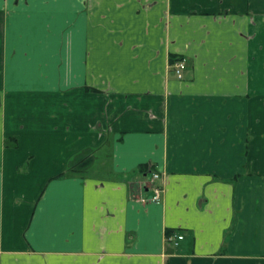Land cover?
I'll list each match as a JSON object with an SVG mask.
<instances>
[{
	"label": "crops",
	"instance_id": "crops-1",
	"mask_svg": "<svg viewBox=\"0 0 264 264\" xmlns=\"http://www.w3.org/2000/svg\"><path fill=\"white\" fill-rule=\"evenodd\" d=\"M0 264H264V0H0Z\"/></svg>",
	"mask_w": 264,
	"mask_h": 264
},
{
	"label": "built area",
	"instance_id": "built-area-1",
	"mask_svg": "<svg viewBox=\"0 0 264 264\" xmlns=\"http://www.w3.org/2000/svg\"><path fill=\"white\" fill-rule=\"evenodd\" d=\"M171 72L172 74L178 78L181 79L184 76L185 70H186V62L184 58H178L175 61L171 62ZM149 173L151 175L148 183V187L151 189V194L148 198H146L145 201L149 202H159L162 197L163 188L160 184L156 182L157 178L159 177V172L157 170H149ZM183 238V235L181 234H169L167 235V240L171 241L175 244H177V240Z\"/></svg>",
	"mask_w": 264,
	"mask_h": 264
},
{
	"label": "trees",
	"instance_id": "trees-1",
	"mask_svg": "<svg viewBox=\"0 0 264 264\" xmlns=\"http://www.w3.org/2000/svg\"><path fill=\"white\" fill-rule=\"evenodd\" d=\"M178 58H181V57H177L176 55H171L170 62H173V61H175ZM83 160H85V159H83ZM141 168H142L141 170H143V171H146V170H154V166H152V165H150V166L141 165ZM64 174L65 173L63 172L59 176H63ZM166 233H167L166 235H169L170 234V231L167 230Z\"/></svg>",
	"mask_w": 264,
	"mask_h": 264
},
{
	"label": "rangeland",
	"instance_id": "rangeland-1",
	"mask_svg": "<svg viewBox=\"0 0 264 264\" xmlns=\"http://www.w3.org/2000/svg\"><path fill=\"white\" fill-rule=\"evenodd\" d=\"M83 161H84V160H83ZM84 163H85V161H84L83 163H81V164H84ZM108 164H109V163H105V166H106V165L108 166ZM103 168H105V167H103ZM103 168H102V169H103ZM102 169H101V166H100V168L97 167L95 170H88V172H89V173H91V172H98L99 174L102 175V174L105 172V171H104L105 169H103V170H102Z\"/></svg>",
	"mask_w": 264,
	"mask_h": 264
},
{
	"label": "flooded vegetation",
	"instance_id": "flooded-vegetation-1",
	"mask_svg": "<svg viewBox=\"0 0 264 264\" xmlns=\"http://www.w3.org/2000/svg\"><path fill=\"white\" fill-rule=\"evenodd\" d=\"M181 58H183V57H181ZM187 68V67H186Z\"/></svg>",
	"mask_w": 264,
	"mask_h": 264
}]
</instances>
